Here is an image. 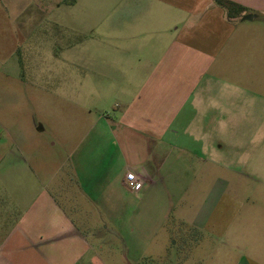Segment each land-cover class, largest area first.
Listing matches in <instances>:
<instances>
[{
	"label": "crops",
	"instance_id": "1",
	"mask_svg": "<svg viewBox=\"0 0 264 264\" xmlns=\"http://www.w3.org/2000/svg\"><path fill=\"white\" fill-rule=\"evenodd\" d=\"M229 1L245 11L229 18L215 0H0V47H36L35 24L49 22L52 31L61 28L49 37L55 62L90 64L76 79L113 82L118 111L94 127L101 130L90 137L94 158L79 159V180L123 188L134 172L143 186H155L166 151L191 161V170L204 163L206 176V161L223 165L227 128L243 126L237 113L244 100L238 97L250 98L252 112L264 111L254 98L264 80V0ZM26 39L27 46H18ZM259 138L253 149L256 175L264 160V137ZM242 141L235 139L232 148ZM108 143L127 151L125 167L109 162ZM18 178L14 169L12 183ZM4 208L0 199V264H111L52 199L30 204L21 222L10 223ZM49 221L56 229L37 231L35 223Z\"/></svg>",
	"mask_w": 264,
	"mask_h": 264
},
{
	"label": "rangeland",
	"instance_id": "2",
	"mask_svg": "<svg viewBox=\"0 0 264 264\" xmlns=\"http://www.w3.org/2000/svg\"><path fill=\"white\" fill-rule=\"evenodd\" d=\"M55 6L53 1L50 9ZM35 25L36 47L27 46V39L18 45L27 47L11 42L0 47L4 217L21 222L30 204L52 199L111 264H264V160L259 175L252 166L256 139L264 137V111L252 112L250 98L238 97L244 100L237 113L243 126L227 128L229 143L221 161L226 169L206 161L211 174L205 176L204 163L191 170V161L166 151L155 186L138 191L111 184L95 187L91 180L78 179L77 162L94 158L90 137L101 131L94 127L101 118L114 117L120 97L112 81L76 79L80 69L90 71V64L55 62L49 37L55 38L61 28L52 31L49 22ZM255 94L261 109L264 80H259ZM237 138L243 141L234 150ZM119 146L107 147L109 162L118 168L129 160ZM14 169L19 178L12 183ZM29 172L35 176L29 178ZM216 185L221 186L219 192L214 191ZM217 199L221 201L214 208ZM41 215L36 208V216ZM35 224L41 232L56 229L51 221Z\"/></svg>",
	"mask_w": 264,
	"mask_h": 264
},
{
	"label": "trees",
	"instance_id": "3",
	"mask_svg": "<svg viewBox=\"0 0 264 264\" xmlns=\"http://www.w3.org/2000/svg\"><path fill=\"white\" fill-rule=\"evenodd\" d=\"M215 2L217 5L227 10L229 18H232L233 16H237L241 14L243 11H245V8L229 0H215Z\"/></svg>",
	"mask_w": 264,
	"mask_h": 264
},
{
	"label": "built area",
	"instance_id": "4",
	"mask_svg": "<svg viewBox=\"0 0 264 264\" xmlns=\"http://www.w3.org/2000/svg\"><path fill=\"white\" fill-rule=\"evenodd\" d=\"M126 180H127V186L132 190L138 191L143 186V182L141 178H139L137 174L134 172L128 173L126 176Z\"/></svg>",
	"mask_w": 264,
	"mask_h": 264
}]
</instances>
